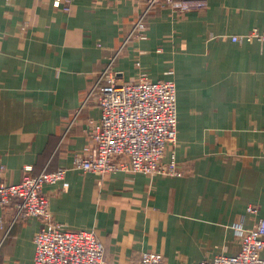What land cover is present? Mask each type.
I'll list each match as a JSON object with an SVG mask.
<instances>
[{"label":"crops","instance_id":"1","mask_svg":"<svg viewBox=\"0 0 264 264\" xmlns=\"http://www.w3.org/2000/svg\"><path fill=\"white\" fill-rule=\"evenodd\" d=\"M57 1L0 0V184L73 166L101 113L97 95L83 103L115 58L120 82L175 80L178 143L165 161L184 175L71 169L45 187L55 221L94 229L106 264H140L144 250L166 264L239 253L240 231L264 217V42L232 37L264 30V0L183 14L158 3L148 38L128 41L149 0ZM42 226L0 207V264H32Z\"/></svg>","mask_w":264,"mask_h":264},{"label":"built area","instance_id":"2","mask_svg":"<svg viewBox=\"0 0 264 264\" xmlns=\"http://www.w3.org/2000/svg\"><path fill=\"white\" fill-rule=\"evenodd\" d=\"M158 3H164L180 14L204 10L209 5L208 0H149L134 21L127 41L133 37L148 38V15ZM57 4L70 10L73 0H58ZM232 39L264 42V30L255 28ZM114 59L100 73L83 103L97 95L101 113L91 121L90 144L75 155L73 166L26 175L18 183L0 184V207L14 203L16 218L36 217L43 222L34 235L32 264H106L105 244L94 229H69L54 219L45 187L57 185L69 170L99 175L117 171L184 175V169L175 157L165 161L169 146L178 143L175 80H152L148 74L141 73L137 80L120 82L112 69ZM249 211L256 213L257 209L249 206ZM240 234L242 248L239 253L217 255L199 264H264V217L254 227L242 229ZM140 264L166 263L162 253L144 250Z\"/></svg>","mask_w":264,"mask_h":264}]
</instances>
